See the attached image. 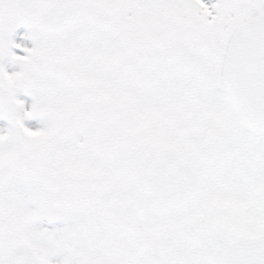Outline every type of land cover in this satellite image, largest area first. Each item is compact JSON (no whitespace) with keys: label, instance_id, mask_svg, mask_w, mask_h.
Wrapping results in <instances>:
<instances>
[{"label":"snow or ice","instance_id":"snow-or-ice-1","mask_svg":"<svg viewBox=\"0 0 264 264\" xmlns=\"http://www.w3.org/2000/svg\"><path fill=\"white\" fill-rule=\"evenodd\" d=\"M0 264H264V0H0Z\"/></svg>","mask_w":264,"mask_h":264}]
</instances>
